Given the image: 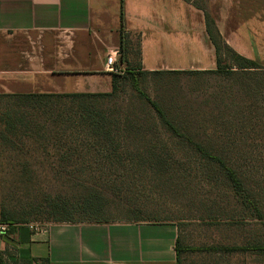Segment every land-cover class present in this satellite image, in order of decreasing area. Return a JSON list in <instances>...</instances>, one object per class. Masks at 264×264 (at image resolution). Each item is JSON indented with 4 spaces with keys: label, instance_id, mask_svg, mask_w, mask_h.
Wrapping results in <instances>:
<instances>
[{
    "label": "rangeland",
    "instance_id": "obj_1",
    "mask_svg": "<svg viewBox=\"0 0 264 264\" xmlns=\"http://www.w3.org/2000/svg\"><path fill=\"white\" fill-rule=\"evenodd\" d=\"M132 41L130 52L134 54L135 39ZM130 58L135 61L134 55ZM231 70L169 76L156 83L148 79L147 93L162 104L181 131L224 155L245 181L253 203L262 211L261 218L251 215L253 206H245L234 195L218 169L159 126L142 139L125 134L129 145L124 143L117 152L122 157L162 158L166 164H157L154 169L130 165L125 169H81L83 158L100 157V153L83 150L72 156L73 163H65L61 157L66 147L60 143L67 140L69 132L62 137L49 127L38 138L27 124V128H16L4 149L0 146V207L7 216L40 223L42 217L33 208L44 204L48 196L77 197L97 191L107 219L172 222L184 246H264V89H256L252 79L258 77L263 86L264 74L253 76ZM49 105L54 116L51 112L41 118L56 120L61 108L74 107L69 100ZM93 106L113 120L156 122L148 103L128 82H120L114 95L95 101ZM17 112L24 119L33 118L29 107ZM148 145L156 148L148 149ZM216 248L183 251L181 264H264V251Z\"/></svg>",
    "mask_w": 264,
    "mask_h": 264
},
{
    "label": "crops",
    "instance_id": "obj_2",
    "mask_svg": "<svg viewBox=\"0 0 264 264\" xmlns=\"http://www.w3.org/2000/svg\"><path fill=\"white\" fill-rule=\"evenodd\" d=\"M224 41L264 66V0H204ZM141 70H207L216 52L193 0H122ZM120 0H0V94L105 93L119 49ZM133 61V58H131ZM126 71L125 62H117ZM17 224L0 238L10 263L177 264L172 223ZM35 262V261H34ZM33 262V264H34Z\"/></svg>",
    "mask_w": 264,
    "mask_h": 264
},
{
    "label": "trees",
    "instance_id": "obj_3",
    "mask_svg": "<svg viewBox=\"0 0 264 264\" xmlns=\"http://www.w3.org/2000/svg\"><path fill=\"white\" fill-rule=\"evenodd\" d=\"M204 12L206 30L211 42L215 47L216 52V66L213 69L207 70H141L136 61H132L130 56L139 57L138 40L134 41V54L130 52L132 38L126 32L124 26V14L122 0H120L119 12V51L120 56L118 62H125L126 71L123 74L112 73V87L109 92L105 93H64V94H49V93H3L0 94V146L4 149L9 140L10 135L16 128L29 126L36 137L43 135L49 127L54 130L57 135L63 137L67 132L70 133L67 140L60 143L65 148L61 159L65 163L72 161L73 155H79L83 150L93 151L100 157L82 159L79 168H92L100 166H116L125 169L126 166H142L148 169H154L157 164L160 166L166 164L162 158L155 157H122L117 152L124 147V143L129 145L128 135L135 134L133 138L142 139L150 134L156 126L164 129V132L182 139L202 160L210 163L218 169L226 181V185L238 196L245 206L252 205V216L261 218L262 211L254 203L252 193L249 191L245 181L240 177L234 167L228 163L224 155L214 153L209 146L202 144V142L193 138L187 132H183L167 115L166 110L162 104L156 99H153L147 93V82L151 79L154 83L161 82L162 78L178 75H195V74H215V73H230L234 71L241 74H250L259 76L264 74V66L255 60L248 59L237 52H235L222 38L217 30L215 23L206 8L198 3H195ZM264 77V75H263ZM255 82V88L264 89V85L260 86L258 77L252 78ZM128 82L132 89L142 96L149 105V109L154 117L153 123L140 124L136 121H121L109 118L103 110H97L93 105L99 99L109 98L116 93L120 82ZM262 87V88H258ZM69 100L74 103V107L61 108L56 113V120L41 118V116L49 115L53 110L49 104L55 101ZM49 105V106H47ZM29 107L33 110L32 119H24L17 111L23 107ZM158 124V125H157ZM27 128V127H26ZM126 136V140L122 138ZM59 137L58 139H62ZM78 141V143H76ZM142 141V140H141ZM123 144V146H121ZM139 147V146H138ZM149 148L155 149L156 147ZM79 148L81 150H79ZM136 148V147H135ZM225 150V148H222ZM127 151V150H125ZM70 160V161H69ZM86 161V162H83ZM78 171V170H77ZM84 174V173H82ZM86 174V172H85ZM72 198V200H70ZM37 215L42 218L39 220L43 226L48 223H111V221L104 216V203L101 193L94 191L87 195H78L77 197L66 196L65 194H57L54 197L47 198L44 204H37L33 208ZM0 221L6 222L11 226L17 224H26L32 222L28 218H14L7 216L5 210L0 207ZM138 219L126 220L123 222H135ZM122 222V221H121ZM159 222H153L157 224ZM172 223V222H171ZM174 224V223H172ZM176 225V224H175ZM177 226V225H176ZM177 238L175 244L176 261L181 264V254L183 251L196 250H211L218 249L225 251H243V250H260L264 251L263 245H222V246H184L181 243L179 229L177 227ZM35 261V262H34ZM48 264L46 258L37 261H25L22 264ZM0 264H10L4 261L0 256ZM18 264V263H13Z\"/></svg>",
    "mask_w": 264,
    "mask_h": 264
},
{
    "label": "built area",
    "instance_id": "obj_4",
    "mask_svg": "<svg viewBox=\"0 0 264 264\" xmlns=\"http://www.w3.org/2000/svg\"><path fill=\"white\" fill-rule=\"evenodd\" d=\"M120 56L119 50L114 49L106 55V66L107 69L112 73H122L123 69L118 65V58ZM30 230L34 232H42L44 227L41 223L29 222L25 224ZM12 226L6 222L0 221V238L2 235L9 232Z\"/></svg>",
    "mask_w": 264,
    "mask_h": 264
}]
</instances>
